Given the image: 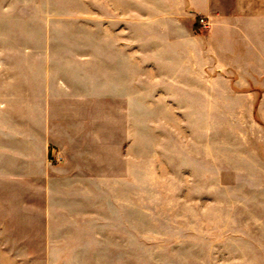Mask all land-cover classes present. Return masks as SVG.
Listing matches in <instances>:
<instances>
[{"label":"crops","instance_id":"obj_1","mask_svg":"<svg viewBox=\"0 0 264 264\" xmlns=\"http://www.w3.org/2000/svg\"><path fill=\"white\" fill-rule=\"evenodd\" d=\"M54 22L0 48V264H122V108L179 125L150 170L182 172L185 215H264V0Z\"/></svg>","mask_w":264,"mask_h":264},{"label":"rangeland","instance_id":"obj_2","mask_svg":"<svg viewBox=\"0 0 264 264\" xmlns=\"http://www.w3.org/2000/svg\"><path fill=\"white\" fill-rule=\"evenodd\" d=\"M70 19L122 20V0H0V48L22 39L42 48L46 36L70 34L54 22ZM134 114L122 108V215L110 222L121 227L122 264H264V215L243 206L238 215H185L182 172L150 170L151 157L163 166L171 159L179 125L138 123Z\"/></svg>","mask_w":264,"mask_h":264},{"label":"built area","instance_id":"obj_3","mask_svg":"<svg viewBox=\"0 0 264 264\" xmlns=\"http://www.w3.org/2000/svg\"><path fill=\"white\" fill-rule=\"evenodd\" d=\"M199 21H200V23H201V28H202V29H205V28L208 27L209 20H208L207 17H205V16H200V17H199ZM52 159H53V160H57L56 157H54V158L52 157Z\"/></svg>","mask_w":264,"mask_h":264}]
</instances>
